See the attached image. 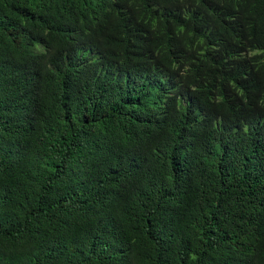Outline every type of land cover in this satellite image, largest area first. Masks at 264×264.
Wrapping results in <instances>:
<instances>
[{"label": "trees", "instance_id": "1", "mask_svg": "<svg viewBox=\"0 0 264 264\" xmlns=\"http://www.w3.org/2000/svg\"><path fill=\"white\" fill-rule=\"evenodd\" d=\"M0 264H264V0H0Z\"/></svg>", "mask_w": 264, "mask_h": 264}, {"label": "rangeland", "instance_id": "2", "mask_svg": "<svg viewBox=\"0 0 264 264\" xmlns=\"http://www.w3.org/2000/svg\"><path fill=\"white\" fill-rule=\"evenodd\" d=\"M37 48H39V47H37Z\"/></svg>", "mask_w": 264, "mask_h": 264}]
</instances>
